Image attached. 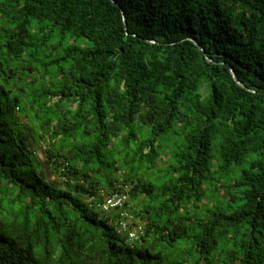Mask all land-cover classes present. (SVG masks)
I'll return each instance as SVG.
<instances>
[{
	"label": "trees",
	"instance_id": "1",
	"mask_svg": "<svg viewBox=\"0 0 264 264\" xmlns=\"http://www.w3.org/2000/svg\"><path fill=\"white\" fill-rule=\"evenodd\" d=\"M0 264H264V0H0Z\"/></svg>",
	"mask_w": 264,
	"mask_h": 264
},
{
	"label": "built area",
	"instance_id": "2",
	"mask_svg": "<svg viewBox=\"0 0 264 264\" xmlns=\"http://www.w3.org/2000/svg\"><path fill=\"white\" fill-rule=\"evenodd\" d=\"M127 199V189L113 191L104 195L98 205L103 212L111 215L110 219L118 231L127 230V234L134 238L138 232H141V227L130 224L134 219V215L125 207Z\"/></svg>",
	"mask_w": 264,
	"mask_h": 264
},
{
	"label": "clouds",
	"instance_id": "3",
	"mask_svg": "<svg viewBox=\"0 0 264 264\" xmlns=\"http://www.w3.org/2000/svg\"><path fill=\"white\" fill-rule=\"evenodd\" d=\"M111 193V192H110ZM108 194L106 191H104L103 189H98L97 190V193H96V196L95 195H89L86 199V202L88 205L90 206H93L94 207V210L100 214V215H103V216H109V218L111 217V215L109 214H106L105 212H103L99 205H98V202L101 201L104 197V195ZM128 200H129V197L127 199V202L125 203V207L128 206ZM130 205V204H129ZM126 209H128L126 207ZM129 210V209H128ZM130 211V210H129ZM131 212V211H130ZM134 215V214H133ZM134 219L133 221L130 223V224H133L135 226H140L141 227V232H138L137 235L134 237V238H131L128 234H127V230H117L115 227L114 228V232L115 234H117L119 237H121L122 239H124L125 242H131V245L132 246L133 244H138L140 242V240L142 239V237L145 235V230H144V225H143V221H141L138 217H135V215L133 216ZM135 241H137V243H134ZM129 245V243H128ZM137 246V245H136ZM135 247V246H134Z\"/></svg>",
	"mask_w": 264,
	"mask_h": 264
},
{
	"label": "rangeland",
	"instance_id": "4",
	"mask_svg": "<svg viewBox=\"0 0 264 264\" xmlns=\"http://www.w3.org/2000/svg\"><path fill=\"white\" fill-rule=\"evenodd\" d=\"M75 104H72V106H74ZM34 146H35V150H36V152H37V155L41 158V159H43L44 158V155L42 154V148L45 146V143H39V144H37V143H35L34 142ZM45 177H46V179L47 180H55L56 179V174H54V172L52 171V170H50V169H46V171H45ZM129 243V245H131V242L129 241L128 242Z\"/></svg>",
	"mask_w": 264,
	"mask_h": 264
},
{
	"label": "water",
	"instance_id": "5",
	"mask_svg": "<svg viewBox=\"0 0 264 264\" xmlns=\"http://www.w3.org/2000/svg\"><path fill=\"white\" fill-rule=\"evenodd\" d=\"M151 41H152V40H151ZM199 48L204 52L203 47L199 46ZM208 59H209V58H208ZM230 73H231V76L234 78V80H235L239 85L243 86V84H242L239 80L236 79V77H235V73H234V71H233L232 68H230Z\"/></svg>",
	"mask_w": 264,
	"mask_h": 264
}]
</instances>
